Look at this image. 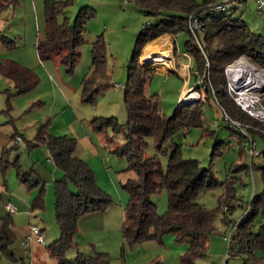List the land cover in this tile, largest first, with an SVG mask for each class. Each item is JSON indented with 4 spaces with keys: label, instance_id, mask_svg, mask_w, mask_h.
I'll list each match as a JSON object with an SVG mask.
<instances>
[{
    "label": "rangeland",
    "instance_id": "rangeland-1",
    "mask_svg": "<svg viewBox=\"0 0 264 264\" xmlns=\"http://www.w3.org/2000/svg\"><path fill=\"white\" fill-rule=\"evenodd\" d=\"M62 1L67 4L64 13L59 16L60 22L65 18L71 23L74 22L80 8L85 5H90L96 12L88 22L85 42L81 46L82 54L73 73L62 64L59 56L47 60L39 58L36 42L39 37L45 38L47 30L44 0H19L15 6H0V33L12 40L9 45L0 39V61L26 62L24 67L31 69L39 80L37 86L31 90L15 94L14 81L0 73V157L5 147L15 144L17 137L14 139L11 136L18 133L22 139L7 156L8 159L13 162L19 156L22 169H34L45 182V206L32 210L31 203L39 188H30L22 182L18 177L17 167L13 164H9L5 170L0 165V217L9 214L6 203L10 202L17 208L12 214L16 240L11 250L15 257L0 252V264H57V259L50 255L47 245L61 235L55 211V181L62 178L64 172L54 161H48V147L42 142L38 144L36 135L39 126L48 123L49 133L66 134L77 139V131L70 127V123L74 121L72 113L80 119L81 124H76V128L82 132L87 131L97 146L93 151L83 143H78L76 153L88 162L95 172L97 184L111 196L113 203L105 211L89 213L79 219L76 247L67 251V259H74L80 250L92 255L104 252L109 256L110 264H147L154 259L164 264H185L181 256L189 247L187 240L178 241L176 235L170 233L164 236L163 242L150 240L130 244L123 238L122 232L125 208L130 199V193L123 187V183L134 177L135 173L126 170L129 165L127 158L118 156L114 149L125 142L128 121L125 101L128 64L144 24L154 18L148 16L135 0ZM223 1L226 0H218ZM233 15L245 20L254 32L264 34V14L258 12L256 0L241 2V7L233 12ZM99 35H103L105 40L107 67L112 86L96 96L93 102H83L82 81L91 71L93 42ZM188 38L187 32H179L173 37L176 50L171 47L167 49L164 38L157 39L156 43L147 46L146 52L149 53L145 54L143 49L140 57V65L144 70L154 71L145 87V93L158 94L162 111L167 116L173 115L180 102L185 104L200 101L203 96L202 91L195 88L201 78L194 74L197 67L195 58L186 52L185 43ZM156 49H159L163 56L154 55ZM166 69L171 72H157ZM193 88L194 92H188ZM184 94L185 100L182 99ZM237 106L239 107L238 104ZM203 110L202 124L176 133L166 143L165 150L168 151L173 143L181 144L183 158L197 159L201 166L211 169L221 181L234 180L236 198L242 205H237L226 213L223 209L218 212L209 250L202 260L212 264L264 263L263 249L255 251L261 261L248 260L245 263L246 254L235 256L244 244L237 239L230 242L234 222L245 214L253 195L264 190V176L261 170L240 168L244 163H264V155L261 153L264 140L259 135H264V125L256 119L261 125L248 124L253 131L259 133L251 135L255 142L253 146L252 140L232 128V122L226 119L228 114L224 113L215 98L210 97ZM97 116L117 117L123 125L122 130L116 132L111 126L103 131L95 130L91 121ZM147 140L146 156L158 154L166 170L169 153L158 151L153 138ZM253 148L256 149L255 153ZM72 189L75 190V187L72 186ZM225 191V186H218L200 193L195 200L209 209H217ZM152 200L160 214L167 212V188L155 193ZM261 222L264 223L263 215L256 219V228H259ZM32 225L44 229L42 234L45 243L33 240L31 245L25 244Z\"/></svg>",
    "mask_w": 264,
    "mask_h": 264
},
{
    "label": "trees",
    "instance_id": "trees-1",
    "mask_svg": "<svg viewBox=\"0 0 264 264\" xmlns=\"http://www.w3.org/2000/svg\"><path fill=\"white\" fill-rule=\"evenodd\" d=\"M135 1L154 20L144 24L128 64L125 142L114 149L118 156L127 158L129 165L126 170L135 173L134 177L123 183V187L130 193L122 225L123 238L130 244L150 240L163 242L165 235L173 233L178 241L187 240L189 243L186 253L181 256L182 261L185 264H199L208 253L218 212L223 209L226 213L242 204L237 201L234 180L221 181L211 169L201 166L197 159L183 158L181 144L173 143L168 151L165 150V145L179 131L202 124L203 107L210 97L216 99L231 119L240 121L243 128L246 131L248 129V134H259L248 124L261 123L238 107L228 92L225 67L245 55L255 65L264 68V34L251 30L241 17H234L233 12L238 9L235 5L221 9L211 8L212 5L222 3L218 0ZM18 3L19 0H1L0 6H15ZM44 3L47 30L45 38H39L36 44L39 57L47 60L59 56L62 64L73 73L82 54L81 46L85 42L88 22L96 14L95 9L85 5L80 8L74 22L71 23L68 18L60 22L59 16L64 13L67 2L44 0ZM196 18H199L200 31L191 27L192 20ZM179 32L189 34L185 43L186 52L196 60L197 73L194 74L201 81L197 82L195 88L202 91L203 96L200 101L185 104L180 102L173 115L167 116L162 111L158 94L145 93L153 72L144 70L140 65V57L150 41L164 36L173 39ZM0 39L9 45L12 43V40L1 33ZM106 57L105 40L103 35H99L93 42L91 71L82 81L83 102H93L96 96L112 86ZM0 73L14 81L15 94L25 93L39 82L31 69L14 60L0 61ZM91 124L97 131L111 126L116 132H120L123 126L115 116H97L92 119ZM47 127L48 123L39 126L36 141L47 145L50 157L64 172L63 177L55 181V211L61 235L47 245V249L57 259V264H110L109 256L104 252L92 255L78 250L74 259L66 257L67 251L76 247L79 219L89 213L105 211L112 205L113 199L97 184L95 172L88 162L77 155L78 139L66 134H51ZM235 131L241 134L240 131ZM259 135L264 140V135ZM17 136L18 133H14L11 137L15 139ZM150 137L154 139L158 151L169 153L166 170L158 154L146 156L147 138ZM16 146L17 143L4 148L0 165L5 170L9 164H13L17 167V174L22 182L30 188H39L31 208L42 209L45 206V182L34 169H22L19 156L13 162L8 159L7 156ZM261 153L264 155V149ZM240 168H257L264 176V163H244ZM218 186H225L226 191L217 209H209L195 200L200 193ZM163 188L168 190L169 207L167 212L160 214L152 196ZM259 215L264 216V190L253 195L245 214L234 222L230 242L237 239L244 244L235 256L246 254L245 263L248 260L261 261V257L255 254L258 249L264 250V223L261 222L259 228H256ZM15 240L14 222L12 213L9 212L7 216L0 217V252L15 257L11 250ZM147 264L164 263L154 259Z\"/></svg>",
    "mask_w": 264,
    "mask_h": 264
},
{
    "label": "built area",
    "instance_id": "built-area-1",
    "mask_svg": "<svg viewBox=\"0 0 264 264\" xmlns=\"http://www.w3.org/2000/svg\"><path fill=\"white\" fill-rule=\"evenodd\" d=\"M243 1L245 0H226L222 3L212 5L211 8L221 9L230 5H235L237 6L236 8H240L241 2ZM256 2L258 12L264 14V0H256ZM191 27L193 30L200 31L199 18L192 20ZM187 75L189 76L190 74ZM225 76L228 92L234 101L249 116L260 121L264 125V68L258 67L251 62L247 56L241 55L225 67ZM188 92H194V88ZM185 94L183 95V100H185ZM226 119L232 122V128L234 130L240 131L242 135L252 140L253 146L255 145L253 137L248 134L240 122L231 119L228 115ZM262 132L264 133V126ZM21 139L22 137L18 135L15 143L19 142ZM255 150L256 149L253 148V153L256 152ZM48 161H53V158H48ZM6 208L12 214L17 211V208L10 202L6 203ZM33 240L39 243H45L42 229L35 225L31 226V233L25 240V244L29 246Z\"/></svg>",
    "mask_w": 264,
    "mask_h": 264
},
{
    "label": "crops",
    "instance_id": "crops-1",
    "mask_svg": "<svg viewBox=\"0 0 264 264\" xmlns=\"http://www.w3.org/2000/svg\"><path fill=\"white\" fill-rule=\"evenodd\" d=\"M40 38V37H39ZM38 38V39H39ZM160 38H164L163 40L164 41H166L167 42V49H174V50H176V46L173 44V41H172V38L171 37H169V36H166V37H159V38H157V39H160ZM38 39H37V41H38ZM157 39H155L156 41H157ZM155 40H153V41H150L149 43H147L146 44V46L144 47V51L143 52H145V54H148L149 52H146V49H147V46H149L150 44H152L153 42H155ZM161 41V40H160ZM156 43V42H155ZM155 43H154V45H155ZM36 44H37V42H36ZM37 47V46H36ZM171 47V48H170ZM156 52V54H154V55H159V56H163V53L162 52H160V50L159 49H156L155 50ZM38 52V51H37ZM153 52V51H152ZM39 55V54H38ZM40 58V57H39ZM17 62V61H16ZM19 64H21L22 66H24V65H27L26 64V62H18ZM25 63V64H24ZM160 63V62H159ZM25 67H27V66H25ZM154 72V71H153ZM157 72H160V73H165V74H169L170 72H171V70H168V69H166V70H163V71H157ZM8 78V77H7ZM185 91V90H184ZM180 104V103H179ZM67 111H70V110H67ZM66 111V112H67ZM72 118L74 119V121H72V123H70V127L73 129V130H75V131H77V139H78V143H80V144H84V146L86 147V148H91V149H93V151H95L96 150V148H97V146L95 145V143H94V141H93V138L91 137V135L87 132V131H80L79 129H77L76 128V124H81L80 123V119H79V116L78 115H75L74 113H72ZM76 125V126H75ZM44 229H42V231H43ZM228 262V261H227ZM199 264H212V263H210L209 261H207V260H200L199 261ZM213 264H216V263H213Z\"/></svg>",
    "mask_w": 264,
    "mask_h": 264
},
{
    "label": "bare ground",
    "instance_id": "bare-ground-1",
    "mask_svg": "<svg viewBox=\"0 0 264 264\" xmlns=\"http://www.w3.org/2000/svg\"><path fill=\"white\" fill-rule=\"evenodd\" d=\"M160 44H161V43H160ZM160 44H158V45H160ZM161 46H162V44H161ZM161 46H160V47H161ZM148 57H149V56H148Z\"/></svg>",
    "mask_w": 264,
    "mask_h": 264
}]
</instances>
